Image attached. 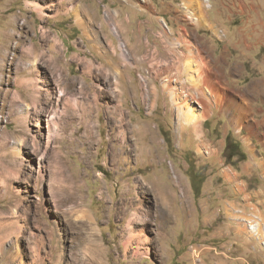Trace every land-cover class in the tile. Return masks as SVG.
Segmentation results:
<instances>
[{
	"label": "rangeland",
	"instance_id": "1",
	"mask_svg": "<svg viewBox=\"0 0 264 264\" xmlns=\"http://www.w3.org/2000/svg\"><path fill=\"white\" fill-rule=\"evenodd\" d=\"M171 1L0 0V264H264V12Z\"/></svg>",
	"mask_w": 264,
	"mask_h": 264
},
{
	"label": "crops",
	"instance_id": "2",
	"mask_svg": "<svg viewBox=\"0 0 264 264\" xmlns=\"http://www.w3.org/2000/svg\"><path fill=\"white\" fill-rule=\"evenodd\" d=\"M158 2L161 4V7H166V9H164L165 10L164 14H167L166 11H167V8H169L168 4L170 5L172 1L171 0L170 1L158 0ZM187 2L190 3L192 7H194L193 12L195 10L196 14H198L199 12V15H200L201 9L204 10L206 13H209V10L205 6V3H208L211 6V9L215 12L217 20H224L226 18L227 14H224L226 10H232L233 12H235L236 14L235 19L232 20L231 22L232 23L231 28L234 30L235 34L233 33V35H234V39H236L235 44L238 46L240 45V40H241L240 39V29L246 30V29L251 28L252 26L251 18H252L253 12H259V11L264 12V0H182V3L181 2L180 3L183 5V4H186ZM208 23H207L208 26H210L211 24L214 26L215 24V23H211L210 21H208ZM216 34L220 35L219 31L216 32ZM222 34L225 35V32L223 31ZM235 35H236V38H235ZM236 57H239V56H236ZM215 60H216V64L219 66L220 65L219 61L217 59ZM211 69L212 70L209 72L210 74L207 76L209 79L205 80V82L207 83L209 82L208 85H211L210 87H212L215 91L223 95V97L220 99V102H218L216 97L214 96L216 99V102L222 104L223 102H225V100L228 101L227 97H230L234 102L237 99L238 104H239L238 118L243 116L245 108L247 107L250 108L249 107L250 104H253L257 101L264 103V78H262V76H259V79H262V81H259L258 83L257 80H255L257 75L251 77V71L247 69L246 71H244L245 69H240L239 67L232 68L231 73L233 74L236 80L232 81L234 85L229 86L228 84L227 85L224 84L225 82L223 80V75L219 67H215ZM247 77H250L248 81V84H249L248 87H245V85H240V83L244 81ZM232 88H235L238 91L233 90ZM229 89H232L231 95L227 96L228 93H230ZM224 91H226L225 97H224ZM241 91L247 92L246 96L243 98H240L238 95L235 94V92L239 93ZM238 118L234 117V119H237V120ZM252 127L255 130L254 124H252ZM261 146L264 148V145L261 144ZM262 147H259V149L260 148L263 149ZM259 155H264V154L259 152Z\"/></svg>",
	"mask_w": 264,
	"mask_h": 264
},
{
	"label": "bare ground",
	"instance_id": "3",
	"mask_svg": "<svg viewBox=\"0 0 264 264\" xmlns=\"http://www.w3.org/2000/svg\"><path fill=\"white\" fill-rule=\"evenodd\" d=\"M13 37V36H12ZM22 37V36H21ZM18 38H20V36L18 35ZM19 40V39H18ZM21 44H22V42H21ZM34 46V45H33ZM20 49L22 52H23V54L20 56L21 58L22 57H27L28 59L26 60L25 58V60L27 61V63L26 64H24V65H22V67L21 68H23V69H25L24 71L25 72H27L29 75L31 74V75H35V66H37V64L40 62L39 61V53L37 52V51H35V46H34V48L33 49H30L29 47L25 50V49H23L21 46H19V41L18 42H16V49ZM9 52H7V54H8ZM5 54V53H4ZM24 55V56H23ZM46 56V55H45ZM44 56V57H45ZM13 59H14V61L17 59V57L15 56V57H13ZM48 60V59H47ZM39 61V62H38ZM50 61H54V59H51ZM51 62V63H52ZM54 63V62H53ZM55 67V66H54ZM22 69V70H23ZM54 69V68H53ZM21 70V69H20ZM23 72V71H22ZM26 75V74H25ZM24 75H22V76H20V78H18L17 80H18V83H19V85H20V87H22V86H27L28 88H29V90H32L34 93H36V92H38L34 87H33V83L31 82V80L30 79H27L26 78V76H24ZM30 78V77H29ZM40 93V92H39ZM41 93H42V91H41ZM40 93V94H41ZM62 95V93L60 92V94H59V96H61ZM41 96H42V94H41ZM36 97L35 98V101H40V98H42V97ZM17 97V96H16ZM30 102V101H29ZM36 104V103H35ZM198 116L199 115H197V113H195V112H191V115H190V119L188 120V122H190V123H196L197 121H198ZM49 121V124L51 123V124H53L52 122H53V119H49L48 120ZM256 227V226H255ZM253 228V227H252Z\"/></svg>",
	"mask_w": 264,
	"mask_h": 264
},
{
	"label": "trees",
	"instance_id": "4",
	"mask_svg": "<svg viewBox=\"0 0 264 264\" xmlns=\"http://www.w3.org/2000/svg\"><path fill=\"white\" fill-rule=\"evenodd\" d=\"M226 140H227V144H226L227 156L228 157L235 156V154L238 153V152H235V149L237 147H239L238 142L237 141H231V138L229 135H227ZM241 155H244V153H242Z\"/></svg>",
	"mask_w": 264,
	"mask_h": 264
}]
</instances>
